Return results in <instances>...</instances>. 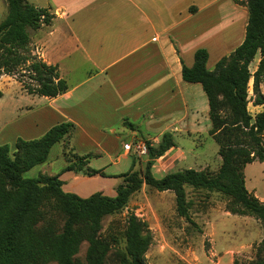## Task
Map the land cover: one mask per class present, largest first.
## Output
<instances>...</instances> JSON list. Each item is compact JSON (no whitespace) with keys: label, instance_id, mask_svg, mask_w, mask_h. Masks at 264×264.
Masks as SVG:
<instances>
[{"label":"trees","instance_id":"1","mask_svg":"<svg viewBox=\"0 0 264 264\" xmlns=\"http://www.w3.org/2000/svg\"><path fill=\"white\" fill-rule=\"evenodd\" d=\"M6 1L8 13L0 22V79L19 73V82L30 95L57 98L67 93L69 84L61 77L59 67L34 54L31 45L33 32L52 25L55 15L50 8H39L28 0ZM235 3L248 10L243 43L223 57L213 71L207 68L206 49H199L194 65H184L182 71L186 82L201 84L207 95L212 123L209 135L219 146L222 159L219 170L185 169L156 177L155 162L177 146L174 134L168 132L157 146L146 142L149 155L144 172L134 170V158L131 171L118 176L123 183L117 187L115 197L97 192L82 198L66 192L59 176L25 177L48 161L55 145L71 140L76 128L73 123L57 124L39 139L18 138L15 151L0 145V264H77L83 243L88 244L86 264H109L110 260L148 264L146 254L153 236L135 214L126 219L124 250H114L118 239L111 233L112 228L107 235L103 233V220L127 208L132 196L144 186L174 193L178 216L188 221L187 189L191 188L220 193L228 200L227 212L264 224V201L247 189L245 176L248 165L264 162V112L255 118L249 112L251 101L255 106L264 105V0ZM257 59L253 72L251 65ZM65 155L71 162L67 171L81 172L90 160V156L77 155L73 148ZM84 174L105 176L96 170ZM233 264H264V238L256 260L236 259Z\"/></svg>","mask_w":264,"mask_h":264},{"label":"crops","instance_id":"2","mask_svg":"<svg viewBox=\"0 0 264 264\" xmlns=\"http://www.w3.org/2000/svg\"><path fill=\"white\" fill-rule=\"evenodd\" d=\"M28 1L39 8L51 9L56 26L46 28L49 35L68 34L92 69L87 78L69 84L68 92L57 98L26 93L38 99L33 105L16 107L17 111L33 116L19 125L24 126L27 136L15 134L14 148L18 138L39 139L53 126L71 122L76 127L73 137L83 136L86 144L105 145L107 149L102 155L109 158L116 155L117 162L130 157L132 164L135 152L125 150V146L133 147L137 141L157 146L165 133H173L177 146L153 167L159 178L185 169L201 171L211 167L204 159V152L196 151L190 159L181 147L185 138L205 136L212 129L209 101L203 86L186 82L183 66L192 67L195 53L206 49L209 53L207 68L213 71L223 57L234 52L245 39L242 34L246 32L248 19L246 7L237 5L235 0ZM2 2L8 9L7 1ZM44 31L41 28L33 32L31 45L42 44L41 49L37 46L38 54L60 70L59 63L46 52ZM61 77L66 80L62 74ZM39 103L45 105L38 106ZM206 122L210 127L202 126ZM105 129L113 136L106 135ZM124 137L129 141L123 144L124 152L118 154L113 146H118ZM1 141L0 127V145H3ZM63 144L66 148V141ZM52 150L48 161L40 165L44 168L47 164L46 170L50 172L38 173L59 176L66 192L88 198L101 191L92 192L93 180L107 182L113 177L106 172V167L94 166L93 160H88L81 172L67 171L69 164L65 161L55 170L50 159ZM75 153L80 157L89 156L86 152ZM199 159L203 163H198ZM219 160L221 166V157ZM36 168L39 167L32 170ZM87 170L102 171L105 176L90 177L84 174ZM117 184L115 182L112 189H117ZM115 196V192L110 195Z\"/></svg>","mask_w":264,"mask_h":264},{"label":"rangeland","instance_id":"3","mask_svg":"<svg viewBox=\"0 0 264 264\" xmlns=\"http://www.w3.org/2000/svg\"><path fill=\"white\" fill-rule=\"evenodd\" d=\"M238 1L246 2V0ZM242 7L245 8L243 5ZM7 13L8 9L0 0V22L6 18ZM241 25L242 22L240 21L239 27ZM55 26L56 23L53 21L50 27ZM47 27L49 26L42 27L43 30L45 29L43 35L46 42V52L59 63L60 73L66 78L68 84H76L78 81L87 78L92 68L77 47L72 44L68 34L57 33L51 36L49 30L46 29ZM244 35L245 30L242 36L244 37ZM37 46H32V49L34 54L39 55L37 48L40 46L41 49L42 44ZM39 56L42 57L41 54ZM257 65V60L251 65L253 72L256 70ZM20 77L18 73L16 76H3L0 79L1 143L8 145L11 150L15 149L12 139L15 134L20 133L24 137L27 136L24 126L19 125L33 116V114H26L22 110L17 111L16 107L33 105L38 99L26 94L23 85L19 82ZM22 79L28 81L25 77ZM261 90L264 93V84ZM250 97H253L252 86H250ZM40 104L41 106L45 105V103L37 105ZM249 112L255 118L256 115L264 112V105L255 106L251 101ZM14 123L18 124L14 126ZM202 126L210 127V123H203ZM104 133L111 135L108 129H105ZM83 138L79 135L74 136L71 140L67 139L66 148L63 143L53 148L50 159L54 163V169L61 168L64 161L71 165L65 151L70 152L72 148H76L75 151L80 152V154L86 152L85 154L90 156V160H93L94 166L106 167V172L113 176L107 182L93 180L90 183L92 192L95 193L96 190H101L108 196L112 195V192L116 193L117 189H112V186L115 182L118 183L117 187L123 183V178L118 176L131 171L132 159L130 157L122 158L117 162L118 157L116 155L111 158L105 157L102 155L107 149L105 145L86 144L82 141ZM128 141L129 138L124 137L118 146H113V149H116L118 154H122L124 152L123 144ZM181 144L190 159H192V153L196 151L204 152V159L211 165L210 168L206 169L216 173L221 167L219 166V147L208 133L201 137H187ZM96 154H101V156L94 157ZM133 158L137 162L134 170L144 172L148 157L133 156ZM197 162L201 164L203 160L199 159ZM38 167L27 172L25 177L34 179L40 175L39 171L50 172L46 170L47 164L44 168H41L40 165ZM156 176L159 178L158 173H156ZM245 176L247 189L261 201H264V162H255L248 165L245 169ZM187 192L190 203V221L178 216L174 193L158 192L144 186L132 196L127 208L118 214L107 216L103 220V233L107 235L112 228L111 233L118 239L114 250H124L125 239L123 235L126 228V219L129 214H135L147 224L153 236V244L146 254L148 264H233L236 259L242 262H251L257 259V249L264 238V224L252 217H240L227 212L228 200L220 193H210L205 190H193L191 188H188ZM87 248L88 244L83 243L80 253L76 256L77 264H86ZM109 264L118 263L110 260Z\"/></svg>","mask_w":264,"mask_h":264},{"label":"built area","instance_id":"4","mask_svg":"<svg viewBox=\"0 0 264 264\" xmlns=\"http://www.w3.org/2000/svg\"><path fill=\"white\" fill-rule=\"evenodd\" d=\"M134 150L135 155L138 157H148L149 155V148L145 141H137L133 147L127 145L125 146V150Z\"/></svg>","mask_w":264,"mask_h":264}]
</instances>
